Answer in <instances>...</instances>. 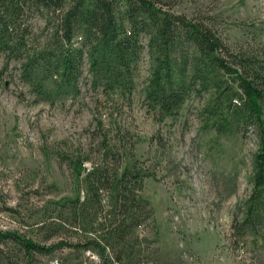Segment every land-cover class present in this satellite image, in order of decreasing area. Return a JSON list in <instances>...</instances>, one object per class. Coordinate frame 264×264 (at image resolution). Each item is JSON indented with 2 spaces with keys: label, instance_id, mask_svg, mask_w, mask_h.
Segmentation results:
<instances>
[{
  "label": "trees",
  "instance_id": "1",
  "mask_svg": "<svg viewBox=\"0 0 264 264\" xmlns=\"http://www.w3.org/2000/svg\"><path fill=\"white\" fill-rule=\"evenodd\" d=\"M177 2L0 0L2 68L13 60L20 80L36 98L54 99L78 91L85 62L92 88L130 98L138 54L145 46L149 64L140 93L157 119L176 114L192 90L206 94L203 124L216 134L238 124L254 127L251 188L230 226L234 242L264 250V52L230 49L209 22L175 10ZM28 13H36L41 23L29 20ZM96 126L97 147L89 145L73 161L75 170L84 160L89 162L79 178L82 192L54 202V216L39 223L44 231L47 226L43 239L69 229L74 240L60 238L55 246L91 250L97 264H137V227L153 221L141 189L144 178L154 172L139 162L119 132L111 140L99 118ZM1 243L22 252L26 264H31L33 253L53 246L17 230H0ZM5 248L0 246V264L10 260Z\"/></svg>",
  "mask_w": 264,
  "mask_h": 264
},
{
  "label": "rangeland",
  "instance_id": "2",
  "mask_svg": "<svg viewBox=\"0 0 264 264\" xmlns=\"http://www.w3.org/2000/svg\"><path fill=\"white\" fill-rule=\"evenodd\" d=\"M174 9L209 22L230 49L264 52V0H178ZM28 16L41 23L36 13ZM147 55L143 46L130 98L92 88L84 62L77 92L39 99L20 80L13 60L2 68L0 53V230L52 243L50 251L33 253L31 264H97L91 250L54 245L60 238L74 240L72 230L43 239L47 226L44 231L39 223L54 216L55 201L82 192L79 178L89 162L75 170L73 161L89 145L97 147L99 118L111 140L119 132L154 172L141 189L153 221L137 227V264H264V250L234 242L230 226L251 188L254 127L238 124L216 134L203 124L206 94L192 90L176 114L157 119L140 93ZM8 246L5 264H26V256Z\"/></svg>",
  "mask_w": 264,
  "mask_h": 264
}]
</instances>
